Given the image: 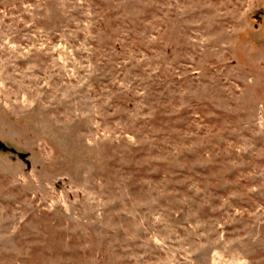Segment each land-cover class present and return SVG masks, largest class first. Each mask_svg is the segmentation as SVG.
<instances>
[{
    "label": "rangeland",
    "instance_id": "obj_1",
    "mask_svg": "<svg viewBox=\"0 0 264 264\" xmlns=\"http://www.w3.org/2000/svg\"><path fill=\"white\" fill-rule=\"evenodd\" d=\"M0 264H264V0H0Z\"/></svg>",
    "mask_w": 264,
    "mask_h": 264
},
{
    "label": "water",
    "instance_id": "obj_2",
    "mask_svg": "<svg viewBox=\"0 0 264 264\" xmlns=\"http://www.w3.org/2000/svg\"><path fill=\"white\" fill-rule=\"evenodd\" d=\"M3 145H4V143H2V142L0 141V146H2V147H3Z\"/></svg>",
    "mask_w": 264,
    "mask_h": 264
}]
</instances>
